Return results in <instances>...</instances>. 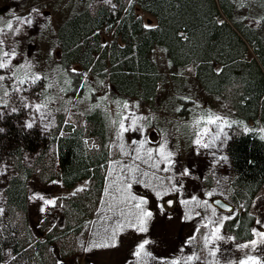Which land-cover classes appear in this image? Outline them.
I'll use <instances>...</instances> for the list:
<instances>
[{
  "label": "rangeland",
  "instance_id": "374dc122",
  "mask_svg": "<svg viewBox=\"0 0 264 264\" xmlns=\"http://www.w3.org/2000/svg\"><path fill=\"white\" fill-rule=\"evenodd\" d=\"M116 2L123 3L124 10L134 6L143 26L146 24V17L157 21L155 16L141 10L144 0H135L133 3H129V0H112L111 4L100 0H0V29H5L0 34V39H5L15 49L16 57L11 63L19 65L15 69V80L6 75L0 81V113L22 112L25 123L32 122L33 127L47 131L56 128L62 120L64 122L59 126L65 127V130L67 127H71V131L81 128L86 130V142L92 153L104 147L109 151L102 189L99 193L94 192L93 198L87 203L90 215L83 217L79 223L73 218L71 224L76 229L60 237L58 234L64 232L68 223L66 209L69 202L94 191L93 181L85 179L74 188L66 189L55 164L47 171L41 166L37 168L36 174L28 182L29 197L34 192L41 193L45 198L55 199L58 206L49 207L45 213H41L39 206L42 202L28 199V222L34 238L44 241L49 233H53L56 238L51 246L56 244L59 247L62 264H80L79 258L83 256L93 264H238L240 259L248 255L259 258L260 264H264V240L254 235L255 232L264 231V224H257L258 220L264 221V186L248 208L246 202L235 203L231 200L235 189L230 162L227 159L226 162L220 160L217 163L220 155H226L230 127L224 128L228 139L224 141L222 148L220 141L213 140L211 135L205 138L211 145L208 148L194 143L197 132L205 128L211 129L213 133L217 130L216 126L204 123L209 115L222 116L229 122H234L232 125L247 129L246 131L255 128L264 137V124L256 125L253 121L243 122L237 118L233 89H227V93L221 96L208 92L197 78L195 66H172L166 51L161 47H156L152 52L160 79L157 82L152 78L146 79L147 83L154 82L156 92L145 102L133 97L115 96L114 93L120 89L116 84L111 86L109 70L102 77L100 74H93L91 67L78 66L75 60L65 66L66 52L58 46L59 36L66 32L76 35L85 27L87 16L95 15L102 7L113 9L115 13L120 6ZM217 3L224 7L222 10L226 13L230 8L233 16L242 14L246 23L255 29L263 25L261 17L264 19V0H217ZM33 6L39 8L40 13L51 11L52 15L47 17L50 19L33 13L31 26L19 24L16 18L28 17ZM248 13L255 17L248 16ZM8 23L18 27L19 32H8ZM114 31L115 26L110 32L106 28L102 29L100 40L102 44H107L105 48H109L112 43ZM99 57V54L94 55V59ZM254 59L260 65L264 64V43L249 47L248 63L234 66L230 71L237 75L242 69L249 70L250 66L247 65ZM222 67L217 64L215 69ZM73 69L77 71L73 72ZM36 73L43 79L35 84L24 85L20 92L15 91L17 80ZM138 80L140 92L148 89L143 86L142 90V79ZM135 86L124 90H132ZM185 97L189 98L188 101ZM37 103L45 105L39 112L34 108ZM125 103L129 105L128 109L123 107ZM25 104L30 107H25ZM13 108L16 111H12ZM130 113L147 118L137 121L142 132L129 130L120 134V117ZM101 118L105 124L104 136L108 138L105 144L101 136L91 133L96 128L93 126L95 119ZM198 120L201 121L199 124ZM125 123L127 125L128 122ZM153 130L157 133L154 141L150 136ZM62 134H66L65 131ZM223 139L222 134L221 140ZM133 140L137 143L132 144ZM141 140L144 141L143 149H140ZM162 144L165 152H172V163L167 172L151 166L155 157L153 161L144 162L147 150L155 153ZM134 149H140L142 159L134 158ZM28 156L26 155L25 163L33 165L35 157ZM46 159L48 163L49 157ZM163 167L165 164L161 163L160 168ZM185 170L188 171L187 175L183 174ZM81 188L84 190L77 191ZM173 191L179 192V206L175 212L167 211L161 205V200ZM157 192L160 193L159 196ZM213 195L222 196L236 209L227 214L213 208L210 204ZM142 200L146 201L142 207L153 213L147 220V230L143 233L129 224L133 214L139 211L135 204ZM246 209L254 219L250 227L252 237L237 239L229 229L240 210ZM120 224L123 227L116 237V247H91L90 242L105 241ZM217 227L220 231L216 235L220 238L211 239ZM206 237L209 239L206 240ZM252 239L259 245L254 252L243 247ZM143 240L149 241L145 246V253L148 254L142 253L140 257H136L133 252ZM82 244L87 246V250ZM51 246L50 255L54 263L58 264Z\"/></svg>",
  "mask_w": 264,
  "mask_h": 264
},
{
  "label": "trees",
  "instance_id": "16d2710c",
  "mask_svg": "<svg viewBox=\"0 0 264 264\" xmlns=\"http://www.w3.org/2000/svg\"><path fill=\"white\" fill-rule=\"evenodd\" d=\"M144 1L141 10L157 19L152 28L143 26L134 6L124 10L123 3L116 2L120 6L115 13L102 7L95 15L87 16L85 27L76 35L62 33L58 46L66 52L65 66L75 60L78 66L91 67L93 74L102 77L109 70L111 86L116 84L120 89L115 96L145 102L155 94L154 82L160 79L152 52L161 47L172 66H195L196 76L208 92L221 96L227 89H233L240 121L264 124V64L254 59L247 65L250 71L245 67L246 72L242 69L237 75L230 71L248 63L249 47L264 43V22L255 29L242 14L233 16L230 8L227 13L223 11L217 0ZM251 14L247 15L255 17ZM217 18L225 23L217 24ZM114 26L112 43L105 48L100 40L102 29L110 32ZM95 54L100 55L99 59H94ZM217 64L223 66L219 74L215 71ZM151 78L154 82L147 83L146 79ZM138 79H142L141 88L148 89L142 88L140 92ZM132 85H136L132 90H124ZM2 113L0 128L5 131L0 133V160L4 163L0 172L6 171L7 175L0 176V208L4 210L0 213V264H55L49 251L55 235L49 233L46 240L38 241L29 226L28 182L39 166L47 171L52 164L60 171L66 189L85 179L93 181L94 191L83 198L70 199L66 209L68 223L63 233H57L59 237L67 235L75 228L71 224L73 218L79 223L90 215L87 203L94 192L102 189L109 151L104 147L92 153L86 142V130L71 131V127L62 130L59 126L62 120L48 131L28 129L24 127L22 112ZM101 120L95 119L96 128L91 133L101 136L105 144L108 138L104 136L105 124ZM229 137L225 151L235 189L231 200L238 204L246 202L248 208L264 186V137L255 128L246 131L236 125L230 127ZM26 155L35 157L33 165L25 163ZM253 220L247 209L240 210L229 230L237 239H249Z\"/></svg>",
  "mask_w": 264,
  "mask_h": 264
},
{
  "label": "snow or ice",
  "instance_id": "6c2138e0",
  "mask_svg": "<svg viewBox=\"0 0 264 264\" xmlns=\"http://www.w3.org/2000/svg\"><path fill=\"white\" fill-rule=\"evenodd\" d=\"M100 2L105 3V4H111L112 0H100ZM135 2V0H129V3H133ZM113 7H115L113 5ZM33 13H38L40 15H43V13H40V9L33 6V8L30 9L29 12V16L28 17H17V22L19 24L22 25H27V26H31L33 24V19L31 18ZM46 19H50L45 17ZM216 23L219 25H223L225 23L224 20L217 18L216 19ZM256 23H259V21H256ZM146 28H152L154 27V25L151 24H145ZM6 30L8 32H13V33H18L19 32V28L16 27L15 25H13L12 23H8L6 25ZM5 31V29H0V34H3ZM186 38V37H185ZM103 47H106L107 44H103ZM16 57V52L15 49L11 46L7 44V41L5 39H0V73H4V74H0V81H3L6 78V75L11 76L14 80L16 79V74H15V69L19 68L18 64H12L11 61L13 59H15ZM6 70V72H5ZM76 69H73V72H76ZM190 71V70H189ZM216 73L219 74L220 72H222V68H216L215 69ZM41 79H43V77L36 73V74H29L27 75L25 78H21L19 80H17V84L18 86L15 88L16 92H20L23 89V86L28 84V83H32L35 84L37 81H40ZM11 87V86H10ZM5 95H8L7 92L4 93ZM186 101H188V97L184 98ZM25 107H30V105L25 104ZM45 105L42 104H35L34 108L37 112L40 111L41 108H43ZM123 107L125 109L129 108V105L127 103H125L123 105ZM178 111L180 110L179 108L177 109ZM12 111H16L15 108L12 109ZM3 113H0V116H2ZM143 119H147L146 117L140 116V117H136L134 113H130V114H126V115H122L120 117V121H119V133L123 134L124 132H127L129 130L131 131H141L142 132V128L138 125L137 121L138 120H143ZM128 122L127 125L125 122ZM201 121L198 120L197 123L199 124ZM115 123V122H114ZM204 123L207 125H214L216 126V131L213 133L211 129L205 128L203 130H201L200 132L196 133V139L194 140V143L196 145H200L202 147L208 148L210 147V143L208 142L207 139H205L206 137H209L211 135V138L213 140H218L220 141V147L222 148L223 143L225 140L228 139L227 134L224 133V128L225 127H231L232 123L234 122H229L228 120H226L224 117L219 116V115H209L207 117L206 120H204ZM24 127L31 129L33 127V123L32 122H26ZM247 130V129H246ZM5 131L4 128H0V133H3ZM223 134L224 139L221 140V135ZM132 144H136L137 141L133 140L131 141ZM140 144V149L144 148V141L141 140L139 141ZM140 149H134V152L136 153L135 155V159L139 160L142 159V157L140 156ZM172 156V152L168 151L165 152V146L162 144L160 145V147L155 151V153H153L152 150H147L146 152V158L144 159L145 163H148L149 161H153L154 157L155 160L152 163V167H155L157 170L159 171H164L167 172L169 170V166L171 165L172 161L170 160V157ZM228 157L226 155H220L217 158V163H219L220 160L223 161H227ZM3 161L0 160V165H3ZM164 163L165 167L160 168V164ZM131 171V170H130ZM184 175L188 174V171L185 170ZM7 173L5 172H0V176H6ZM129 187H131V184H129ZM84 189H78L77 191H83ZM75 193H73L74 195ZM157 195L159 196L160 193L157 192ZM209 195H211L209 193ZM29 199L31 200H39L42 203L39 206V211L41 213H45L47 211V209L49 207H57V201L55 199H49V198H45V196L41 193H37L34 192L33 195L31 197H29ZM165 203H170V201H166ZM187 203V201L185 202ZM204 203H207V201H205ZM143 204H146V201H140V203L135 204V207L137 209H139L138 212L133 214V218L129 221V224L131 225V227H133L136 231L138 232H145L147 229L145 227L146 222L149 218L152 217L153 213L149 210H147L146 208L142 207ZM3 209L0 208V213H3ZM229 211H232L231 209H229ZM230 218V217H228ZM227 219V218H226ZM257 224H264V221H257ZM51 227H55V225H51ZM123 227L122 224L118 225V228L116 230H114L109 237L103 241V242H90L91 247L92 248H96V249H107V248H114L117 246V235L119 233V230ZM220 229L219 227H217L211 237V239H219L220 237L216 235V232H219ZM254 235H258L261 237L262 240H264V231H260V232H255ZM206 240H208L209 238L206 237ZM149 243L148 240H143L142 242H140L134 252L133 255H135L136 257H140L142 253H145V246ZM82 247H86L87 250V246H85L84 244L81 245ZM251 246V247H250ZM258 242L255 239H252L249 244H245L243 245L244 248L249 249L251 252H254L256 250V247H258ZM146 255L148 253H145ZM191 259V257L189 258ZM60 264H62V262H60ZM238 264H260V259L253 257L251 255L246 256V258L244 259H240L238 261Z\"/></svg>",
  "mask_w": 264,
  "mask_h": 264
},
{
  "label": "water",
  "instance_id": "95a60500",
  "mask_svg": "<svg viewBox=\"0 0 264 264\" xmlns=\"http://www.w3.org/2000/svg\"><path fill=\"white\" fill-rule=\"evenodd\" d=\"M43 15L45 17H48L52 15V12L49 10H45L43 11ZM145 22L146 24L155 25L156 20L151 17H146ZM150 136L152 140L153 139L156 140V136H157L156 131L154 130L151 131ZM161 201H162L161 205L162 207L164 206L165 210L167 211L174 210L173 212H175L179 206V192L173 191L167 197H164ZM166 201H170V203H165ZM210 204L213 208L218 209L221 212L227 213V214L232 213L236 209V207L230 201L228 202L227 200H225V198L219 195H213L210 198ZM229 209H231L232 211H229ZM51 251H52V254L56 257L57 263L60 264V262H62V254H61L59 247L56 244H53L51 246ZM79 262L80 264H93L85 256L79 258Z\"/></svg>",
  "mask_w": 264,
  "mask_h": 264
}]
</instances>
